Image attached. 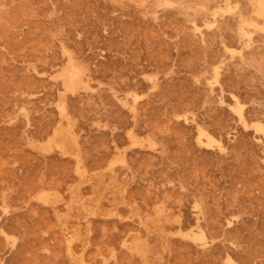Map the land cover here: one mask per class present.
<instances>
[{"label": "rangeland", "instance_id": "1", "mask_svg": "<svg viewBox=\"0 0 264 264\" xmlns=\"http://www.w3.org/2000/svg\"><path fill=\"white\" fill-rule=\"evenodd\" d=\"M260 2L0 0V264H264Z\"/></svg>", "mask_w": 264, "mask_h": 264}, {"label": "bare ground", "instance_id": "2", "mask_svg": "<svg viewBox=\"0 0 264 264\" xmlns=\"http://www.w3.org/2000/svg\"><path fill=\"white\" fill-rule=\"evenodd\" d=\"M262 1V0H261ZM259 2H260V0H259ZM264 3V2H263ZM262 2H260V5H262L263 4ZM259 5V6H260ZM259 6H258V8H259ZM263 6V5H262ZM261 7V6H260ZM258 10H260V9H258ZM263 10V9H262ZM255 12H257V11H255ZM259 13V11L257 12V14ZM261 14V13H260ZM264 28V27H263ZM66 68H64L63 69V71L65 70ZM75 69V68H74ZM65 72V71H64ZM68 72H70V71H68ZM63 73V72H62ZM74 73V72H73ZM69 75V74H68ZM72 75H74V74H72ZM72 75H71V77H72ZM65 76V75H64ZM70 76V75H69ZM64 101V100H63ZM64 103V102H63ZM61 108V107H60ZM63 110V109H62ZM61 110V111H62ZM63 112H64V110H63ZM65 115V114H64ZM65 127V126H64ZM68 127H69V125H68ZM71 128V127H70ZM255 128V127H254ZM66 130V129H65ZM69 133V132H68ZM71 134V133H70ZM76 135V134H75ZM69 137H70V135H69ZM208 137V136H207ZM54 138V137H53ZM75 138V137H74ZM61 139V138H60ZM65 139H66V137H65ZM65 139L63 138V140L65 141ZM70 139V138H69ZM50 140V139H49ZM62 140V142L64 143V141ZM48 141V140H47ZM55 141V140H54ZM59 141V140H58ZM67 141V140H66ZM70 141H73L72 139L70 140ZM62 142H61V144H62ZM209 142V141H208ZM46 143V142H45ZM50 143V142H49ZM68 143H69V147L72 145V143H70V142H68L67 141V146H68ZM137 143V142H136ZM210 143V142H209ZM47 144H48V142H47ZM57 144V143H56ZM56 144H54V145H56ZM59 144H60V141H59ZM73 144H75V143H73ZM44 146V145H43ZM51 146V145H50ZM57 146V145H56ZM61 146V145H60ZM64 146H66V145H64ZM47 147V146H46ZM66 148H68V147H66ZM78 148V147H77ZM43 149V148H42ZM72 149H74V148H72ZM44 152V151H43ZM66 152V151H65ZM69 152V151H68ZM73 152V151H72ZM67 153V152H66ZM80 153H81V151H80ZM77 154H79V153H77ZM74 155V154H73ZM81 156V155H80ZM76 157V156H75ZM82 159V158H81ZM80 159V160H81ZM80 163V162H79ZM114 163V162H113ZM109 168V167H108ZM103 169V168H102ZM111 169H113V168H111ZM77 171H79V170H77ZM83 171V170H82ZM85 171V170H84ZM95 171V170H94ZM102 171H104V170H102ZM110 171V170H109ZM115 172V171H114ZM116 173V172H115ZM84 177V176H83ZM102 177V176H101ZM82 178V177H81ZM83 179V178H82ZM91 180V179H90ZM90 182V181H89ZM102 183V182H101ZM105 183H107V182H105ZM109 186V185H108ZM94 187V186H93ZM70 188V187H69ZM74 189V188H73ZM100 190V189H99ZM56 196V195H55ZM96 197V196H95ZM60 198V197H59ZM51 199V198H50ZM52 199H53V197H52ZM87 201V200H86ZM121 202V201H120ZM71 205V204H70ZM70 210V209H69ZM94 212V211H93ZM93 214V213H92ZM116 214V213H115ZM59 217V216H58ZM76 220V219H75ZM148 220V219H147ZM66 221V220H65ZM69 222V221H68ZM158 233V232H157ZM135 249H136V247H135Z\"/></svg>", "mask_w": 264, "mask_h": 264}]
</instances>
